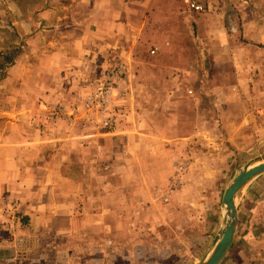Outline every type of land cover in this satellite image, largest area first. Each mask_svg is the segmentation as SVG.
<instances>
[{"label": "rangeland", "instance_id": "obj_1", "mask_svg": "<svg viewBox=\"0 0 264 264\" xmlns=\"http://www.w3.org/2000/svg\"><path fill=\"white\" fill-rule=\"evenodd\" d=\"M190 1L185 61L157 64L169 66L178 78L157 80L153 96L147 89L144 104L150 108L148 99H154L157 111L144 113L140 128L128 121L120 132L116 98L125 93L128 77L129 84H139L135 76L130 79L129 65L53 58L52 41L57 34L52 31L51 0H0V167L22 171L52 166L63 175L52 178L43 170L38 177L42 183H59L54 197L60 207L53 211L62 214L57 222L49 217L51 222L42 225L46 232L31 237L24 252L28 260L10 264H176L160 254L162 247L153 232L161 228L160 236L170 240L171 228L164 227L175 222L166 218L169 224H164V219L174 199L186 203L187 211L183 209L180 217L178 210L174 212L177 219L193 221L215 179L224 180L225 185L264 154V0H236L222 15L210 9L208 0H195L204 6L200 11ZM9 58L12 61L5 63ZM120 64L125 74L109 109L87 106L94 86ZM67 87L75 97L64 95L51 101L44 93L36 94L44 88ZM172 89L185 90L193 98L197 93L202 96L204 119L196 129L191 123L183 129L180 123H171L179 104L167 106L162 100ZM224 94H230V100ZM68 98L73 101L67 106ZM228 103L230 112L224 107ZM194 129L197 133L188 140L185 159L180 133ZM135 135L161 136L163 142L132 145L129 140ZM26 138L32 142L25 143ZM173 138L176 141L170 143ZM134 150L141 154L134 165L115 158ZM125 167L134 173L116 174ZM67 177L75 186L76 203L70 213L65 201L71 193L63 181ZM13 180L18 182H11L13 188L29 184L27 176ZM135 199H139L137 208ZM19 201L13 198L5 211L7 218L25 228L29 218ZM135 249L139 255L133 256Z\"/></svg>", "mask_w": 264, "mask_h": 264}, {"label": "crops", "instance_id": "obj_2", "mask_svg": "<svg viewBox=\"0 0 264 264\" xmlns=\"http://www.w3.org/2000/svg\"><path fill=\"white\" fill-rule=\"evenodd\" d=\"M187 1L51 0V14H53L52 20H54L52 31L55 35L57 34V37L52 41L53 58L57 57L62 60L75 58L76 62H79L78 59L80 58L91 62L93 65L101 64L104 66L111 61L115 63L121 61L129 65L132 73L130 79L132 80V77L135 76L136 81H138L139 84H129L128 77L124 88L125 93L116 98V123L120 132L124 131L128 121L134 122V124L132 123L133 127L140 128V123H145L142 118L144 113L157 111L154 99H148L150 108L144 104V92L147 89L150 90L148 92V94L150 93L149 97L153 96L155 91L152 88H156L155 82L157 80H176L178 78L176 72L169 70V66L157 64L168 63L167 65H170L172 61H185L184 58L187 53L185 33L188 28ZM235 1L208 0V5L215 14L222 15L225 10L228 13L232 9L231 2L234 3ZM152 50H155V53H151ZM152 58L154 60L150 64L147 63ZM69 73L67 72L66 75ZM71 77H74L73 73H70ZM52 85L55 87V84ZM42 93L45 97L51 98V101L55 97L64 95L75 97V94L68 87L66 89L44 88L37 90L36 94L39 96ZM209 94L214 96L215 91L209 92ZM224 96H228L230 100V94H224ZM202 100V96L198 93L193 98L187 96L185 90L176 91L172 89L167 91L162 102L165 101L167 106L179 104L180 109L176 107L173 110L175 115L170 119L171 123H180L181 129L191 123L196 129L204 119ZM71 101L68 98L66 105L68 106ZM213 106L214 104L210 110ZM224 107L228 112L231 111V104L228 103ZM147 123L154 122L148 121ZM195 129L189 132L181 130L180 151L183 150L181 153H185V159L189 157L188 140L194 133H197ZM120 138L127 140L128 136H120ZM162 139L161 136L156 135H135L129 141L132 145H141L146 141L151 144H155L157 141L162 143ZM25 140H27L25 141L27 144L32 142L28 138ZM170 140V143L176 141L174 138ZM171 149L172 147L169 154L173 153ZM124 152L121 157L115 158L130 161L131 165L136 164L135 160L139 159V155L141 156L135 150ZM147 159H150L149 155H147ZM43 170H45V175L52 178L53 176H63L60 168H53L52 166L43 169L31 167L22 171L18 167L15 169H10L5 165L0 167V264L28 260L24 252L31 245L29 241L31 237L35 236L36 238L39 233L46 232L42 225L51 222L49 217L54 216L55 222L60 220L62 213L53 211L54 208L60 207L59 200L54 197V193L59 192V183L54 184V182L48 183L47 181L42 183L38 177ZM166 170L164 172L170 174V169ZM130 173H134V169L125 167L118 169L116 174L124 176ZM135 174L138 175V173ZM17 175L27 176L29 184L17 185L13 188L11 182H18L17 180L12 181V178ZM65 180L68 184L67 193H71L65 201L69 208L68 213H70V210L75 208L76 203L75 186L70 185L69 177L64 178L63 181L65 182ZM231 180L224 185V180L215 179V184L212 183L209 186L210 196L206 197L205 201L198 206L193 221L189 222L187 218L183 219L182 217L177 219L182 215L180 212L183 209L186 210V203L185 201L179 203L174 199V203L170 205L168 210L169 214L164 219V224H169L166 218L175 222L173 227H169L170 225L164 227V229L171 228L169 230L171 231L170 240L166 236H160L161 228L153 230L159 238L158 245L162 247L163 252L160 254L163 257L171 258L172 263L176 264H197L213 249L216 239L223 232L225 222L223 196ZM13 198L20 200L19 208H22L26 219L29 218V225L25 228L14 223L11 218H7L5 208L9 206L8 203ZM138 203L139 199H135L133 202L136 208L139 207ZM176 210H178L177 216L179 217L174 215ZM237 218L233 242L219 264H264V173L253 179L239 195ZM52 226L53 224L51 228ZM167 231L164 230V232ZM134 251L136 249L131 253L133 256L139 255L138 251Z\"/></svg>", "mask_w": 264, "mask_h": 264}, {"label": "water", "instance_id": "obj_3", "mask_svg": "<svg viewBox=\"0 0 264 264\" xmlns=\"http://www.w3.org/2000/svg\"><path fill=\"white\" fill-rule=\"evenodd\" d=\"M260 162L258 165H254ZM264 173V154L248 162L231 180L223 196L225 222L223 232L216 239L213 249L197 264H219L229 250L237 227V200L245 187Z\"/></svg>", "mask_w": 264, "mask_h": 264}, {"label": "built area", "instance_id": "obj_4", "mask_svg": "<svg viewBox=\"0 0 264 264\" xmlns=\"http://www.w3.org/2000/svg\"><path fill=\"white\" fill-rule=\"evenodd\" d=\"M191 7L195 10H203V4L196 2L195 0L190 1ZM154 52V51H153ZM125 74V67L120 64L115 70L107 72L104 79L99 81L95 86L91 95L87 98V106H96L99 109H109L110 99L113 96L115 90L118 88L120 83L123 81ZM192 92V91H190Z\"/></svg>", "mask_w": 264, "mask_h": 264}, {"label": "trees", "instance_id": "obj_5", "mask_svg": "<svg viewBox=\"0 0 264 264\" xmlns=\"http://www.w3.org/2000/svg\"><path fill=\"white\" fill-rule=\"evenodd\" d=\"M12 60L9 58L8 60L5 61V63H10ZM4 66V64L2 65Z\"/></svg>", "mask_w": 264, "mask_h": 264}, {"label": "bare ground", "instance_id": "obj_6", "mask_svg": "<svg viewBox=\"0 0 264 264\" xmlns=\"http://www.w3.org/2000/svg\"><path fill=\"white\" fill-rule=\"evenodd\" d=\"M260 162H258V163H256V164H254V165H258Z\"/></svg>", "mask_w": 264, "mask_h": 264}]
</instances>
